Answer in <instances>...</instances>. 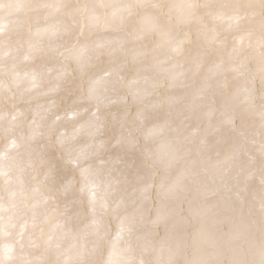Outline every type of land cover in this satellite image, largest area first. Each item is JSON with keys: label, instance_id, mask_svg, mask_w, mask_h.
<instances>
[{"label": "bare ground", "instance_id": "1", "mask_svg": "<svg viewBox=\"0 0 264 264\" xmlns=\"http://www.w3.org/2000/svg\"><path fill=\"white\" fill-rule=\"evenodd\" d=\"M2 2L5 7L0 10V26L3 27V32H0V82L5 87L0 89V117H2L0 119V152H6V156L0 161V166L7 175L0 177V202L6 209L3 213L6 227L4 233L0 234V247L8 244L16 246L13 264H24L17 240L21 226L25 224H27V229L23 255L32 264H58V261L59 264H63L65 259H69L70 264H78L77 253L84 251L85 246L90 250L93 241L96 240V237L90 234L92 230L86 228L91 216L87 209L85 195H69L45 205L41 199L42 195L46 194L45 189L41 187L39 192L32 191L38 186L40 176L32 168L27 167L26 163L32 159L26 149L46 143L39 137L31 144L26 140L30 133L29 121L33 115L37 111L46 115L44 109L52 100H55L58 105L55 111L61 113L69 107L73 95L77 94L75 86L80 83V78L76 72H73L74 79L69 83L56 79L63 64H67L70 70L77 68L75 61H64L56 51L60 45L65 43H74L78 48L83 46L87 49L83 56L85 59L91 58L89 65L84 69L88 75H100L108 68L127 64V70L121 75L125 79H130L136 66L146 67L147 71L142 72L141 77H147V83L141 78L140 83L133 86L139 91L138 104L132 103L127 88L116 82L115 76L100 87L101 89L107 88L108 95L113 98L117 95L127 96L131 113L134 114L138 106L146 110L149 119L144 122L143 129L137 133L141 137V143H143V134L153 124H162L167 119L169 126L162 134H157L154 139L178 138L182 142L180 145L182 151L191 153L186 159L196 160L195 171L199 173V182L207 184L210 188L219 184L220 173L228 167V164H224L219 169H213L211 165L218 160H223L233 140H239V137L227 129H222L220 132L214 131V128L209 126V119L215 126L218 123L219 113L209 118L204 115L207 111L206 107L196 114H191L185 108L186 101L183 98L190 97L204 78L209 76V66L221 62V69L209 79L212 89L217 93L216 108H219L220 93L224 91L225 83L228 92H234L237 88L255 89L253 95L256 97V107L249 111H241L237 119V125H241L246 135L257 142L256 145H246L248 150L256 156V163L248 168V171L255 170L253 179L249 181V191L243 194V202L233 199L226 206L224 192L216 195L208 194L205 197L196 192V185H193L191 180L186 181L189 191L183 206L184 216L187 217L188 223L181 233L184 245L174 257L176 264H185L186 261L200 258H211L209 253L212 249L203 241H210L213 238L227 239L231 235L233 237L232 247L236 250L234 258L245 264L241 250L249 239H255L260 234V214L257 209L261 190L258 179L261 157L257 148L261 140L258 97L262 50L259 40L264 17L261 15L259 0H103L104 7L99 6L102 0H59L64 5L59 11H56L57 0H2ZM189 2H195L198 5L194 10L195 17L198 19L185 22L188 19L186 5ZM127 3L136 5L131 16L120 11ZM155 3H159L160 7H152ZM45 4L50 7H43ZM85 5H87L85 12L74 13L72 11ZM113 11L116 12V26L106 29L102 25L111 17ZM217 14L220 18L214 19L213 17ZM121 16L124 17L122 22ZM153 25L164 26L176 39H183L184 35L188 34L189 42L183 45L180 55L172 52L168 44H163L159 48L155 47L162 38L159 31L153 30ZM66 29L71 31V35L66 34ZM80 29H83L82 33ZM54 32L56 35H53ZM138 36L141 39H137ZM97 45L105 47L97 49ZM153 49H155L154 52ZM59 50L63 51V48ZM113 50L115 54L109 56L107 53ZM97 51H103L105 54L97 58ZM141 52H146L148 55H140L136 61H133V56ZM25 57L28 58L25 59ZM157 60L166 62L157 64ZM197 63L201 65L199 69L196 67ZM233 69L238 70L233 71ZM31 73L37 75L39 86L26 91L30 86V77H26L25 74ZM178 73H184L179 78L183 81V87H169L170 78ZM16 74H18V87L13 83ZM58 83L62 85L60 90L49 95L44 94ZM154 83L163 86L152 87ZM244 95L245 93L241 91L235 101L238 110L247 108V105L240 103ZM87 106V103L81 105V107ZM122 108L120 104H112L106 111L118 112ZM17 112H22L24 115L12 121V115ZM52 118L51 115H47L45 120L37 117L42 130L46 129ZM72 122L69 120L61 123L67 124L70 128ZM10 127L13 131L6 132L5 130ZM197 127L200 129V135L192 137L190 133ZM21 136L25 138L23 141L20 139ZM185 137L188 139L185 140ZM203 137L207 139V147L203 149L201 156H197V151L200 149L199 142ZM13 138L17 139L18 144L22 146L8 151L7 146ZM221 138H223L222 142H218ZM116 154L124 156L127 164L124 167V173L129 180L134 181L137 175H148L150 170L143 164L142 156L138 151L113 149L106 153V155ZM47 156L60 169L62 176L71 175V172L64 169L59 159L60 153L55 146L48 147ZM243 163L247 165V157L244 158ZM183 164L184 162L181 161L169 171L170 179L177 174ZM239 164V161L236 162L237 167ZM204 169L207 171L205 172ZM235 170L234 167L233 174ZM157 172V180H159L163 173L159 169ZM9 178L10 182H8ZM12 192L16 193L14 199L10 195ZM253 196L256 199H253ZM156 201L154 194L153 203L146 207H154ZM189 201L192 202V207L205 211L197 216L191 215L188 212ZM13 203L16 205L15 209L11 208ZM33 204L37 206L33 208ZM65 205H67L65 215L60 216L59 211H64ZM53 208H57L58 211L53 213ZM132 210L130 206L128 211ZM34 213L37 223L44 216L49 217V223L39 225L44 233L48 232L57 219L62 222L66 221L65 227L53 234L52 247L45 245V237L40 234L39 228L32 227ZM9 216L12 217L11 223L15 227H7ZM97 218L101 219L99 215ZM102 223L106 227L107 235L98 242V252L85 257V260L92 261V264L103 262L107 258L111 250L110 242L119 224L115 215L111 213L102 217ZM158 231L160 236L164 235L163 227ZM198 232L201 234L194 240V235ZM33 233H36L38 237L36 247H30L27 244L29 235ZM123 247L124 244L121 242L117 248L118 254L113 257L114 261L119 262L125 255H128L120 254L119 249ZM133 247L134 256L138 260L142 254L141 250L135 242ZM198 248L200 251H197ZM232 256V252L226 251L219 259L227 264ZM155 257L156 253L151 251L144 255L147 261H152ZM163 258H168L167 253ZM251 259L258 264L259 253H255Z\"/></svg>", "mask_w": 264, "mask_h": 264}, {"label": "snow or ice", "instance_id": "2", "mask_svg": "<svg viewBox=\"0 0 264 264\" xmlns=\"http://www.w3.org/2000/svg\"><path fill=\"white\" fill-rule=\"evenodd\" d=\"M261 15L264 17V0H259ZM100 7H104L103 0ZM5 7L2 0H0V10ZM20 7V5H17ZM43 7L48 8L50 5L45 4ZM64 5L57 0L56 11H59ZM95 7V6H94ZM133 3H127L120 9L122 13H127L128 16L133 14ZM152 7L159 8L160 4L155 3ZM198 5L195 2H189L186 5L188 9V19L185 22H190L195 17V9ZM207 7V5H205ZM74 13H82L87 11V5L75 8L72 10ZM209 15H212L209 13ZM214 19L220 18L219 14L213 17ZM121 22L124 17L121 16ZM116 12L113 11L111 17L103 23L104 28H112L116 26ZM170 24V22H169ZM100 26V25H98ZM153 30L159 31L162 38L161 42L156 44V48L162 47L163 44L171 46L172 52L180 55L183 51V45L188 41V34L184 35L183 39H176L172 36L170 30H167L162 25H153ZM81 33L83 29H80ZM0 32H3V27L0 26ZM66 34L71 35L69 29L65 30ZM53 35H56L54 32ZM141 39V37H137ZM214 39V38H213ZM261 48V67H260V90H259V142L257 152L261 157V166L259 169V184L261 186L259 199H258V212L260 214V233L262 241H264V23H262V34L259 40ZM104 45H97V49H103ZM59 48H63L60 51ZM56 49L59 56L63 57L64 61H75L77 64L76 69L70 70L67 64H63L60 72L57 74L56 79L63 83L71 82L73 72H76L80 78V83L75 86L77 94H74L71 104L67 109L61 113H57V102L50 101L47 108L44 109L46 115H42L37 111L33 118L29 121L30 133L26 140L29 144L34 142L37 137L41 138L46 143L38 145L35 148L29 147L26 152L32 159H29L27 167L39 174L38 186L34 188L33 192H39L40 188L45 189L42 195V202L46 205L50 201H55L67 197L69 195L81 194L85 195L87 201V209L91 216L90 222L86 228L91 229V235L96 237L93 241L92 248L89 250L85 246V250L77 253L78 264H92V261L85 260V257L94 255L98 252V242L102 241L106 235L107 230L102 223V217L108 213L115 215L118 220V229L110 242V248L107 258L103 262L97 264H176L174 259L177 252L184 245V238L182 236V229L188 223V219L184 216L183 202L189 191L186 181L191 180L193 185H196V192L199 195L207 197L208 194L216 195L219 192L226 194L225 204L233 199L243 202V194L249 191V181L255 175V170L248 171V168L256 163V156L248 150L246 145H256L255 139H250L246 135V131L241 125H237V119L241 115V111H249L256 107V97L253 95L254 88H237L234 92L227 91V84H224V91L220 93L219 108H216L217 93L212 89L209 79L217 74L221 69V63H216L208 68L209 76H206L200 86L195 89L190 97L185 99V108L191 114H196L199 110L206 108L205 116L211 117L219 113L218 123L213 126L211 119H209V126L214 128V131L220 132L222 129H227L229 132L236 133L239 140H233L228 152L225 154L223 160H218L211 165L213 169H219L222 165L228 164L220 173L219 184L216 187H209L207 184H201L198 180L199 173L195 171L196 160H187L186 157L191 153L190 151H182L180 145L181 141L178 138L169 140L161 137L155 140L157 134H162L164 129L169 126V121L165 119L163 123L153 124L146 133L143 134V143L141 137L137 135L143 129L144 122L149 119L146 110L143 107H137L135 113L129 110V101L127 96L117 95L115 98L108 95V89H101V85L105 82L112 80L113 76L116 77V82L128 90V94L132 98L133 104L139 102V91L133 86L140 83L141 78L147 83V77H141V73L147 71L144 66H136L133 70V75L130 79H125L121 73L127 70V64H122L117 67H111L103 71L100 75H88L84 70L90 63L91 58L85 59L83 53L87 49L83 46L77 47L76 44L60 45ZM155 49H153V52ZM236 51V49H233ZM103 51H97V58L104 55ZM109 56L115 54V50L107 53ZM140 55H148L146 52L137 53L133 56V61H136ZM28 57H25L27 59ZM155 59V56L153 57ZM166 61L157 60V64H163ZM196 67L199 69L201 65L197 63ZM238 69H233L237 71ZM184 73L173 75L170 79L169 87H183V81L179 80ZM29 79V88L26 91H31L37 88L38 78L35 73L25 74ZM85 77H87L85 79ZM179 81V82H178ZM18 84V74L13 81ZM58 83L50 88L45 95L57 92L61 88ZM162 84L154 83L152 87H162ZM5 86L0 82V89ZM245 93L244 99L241 104L247 105V108L238 110L235 104L240 92ZM11 99V97H10ZM87 103V107H81ZM112 104H120L123 106L121 111L107 112L106 110ZM155 107V106H153ZM94 109V110H93ZM24 113L17 112L12 115V121H16L18 116H23ZM47 115L53 118L47 124L46 129L42 130V125L38 123L37 117L40 120L47 119ZM2 119V117H0ZM72 120L71 127L67 124H62V121ZM11 133L13 129L10 127L5 130ZM192 137L200 135L199 127L192 130L190 133ZM107 137V138H105ZM21 141L25 138L20 137ZM188 137H185L187 140ZM223 138L218 140L222 142ZM200 149L197 151V156L202 155L203 149L207 147V139L203 137L200 139ZM17 139L13 138L9 141L7 150L16 149L21 147ZM50 146H55L59 151V159L62 161L64 169L71 172V175L62 176L60 169L50 160L47 156V149ZM113 149H121L124 151H138L145 162L144 165L150 170L148 175H137L133 180L124 173V167L127 166L123 155H106ZM6 152H0V161L4 160ZM247 157V165L243 163L244 158ZM184 162L183 166L179 168L177 174L169 178V171L176 165ZM240 162L236 166V162ZM231 162V163H229ZM191 165V167H190ZM236 168L233 174V169ZM157 169L163 173L160 179L157 180ZM206 172L207 169H204ZM7 173L0 166V177L6 176ZM10 182V178L9 181ZM215 183V181H214ZM157 198L154 207L148 208L146 205L153 203V195ZM14 199L15 192L10 193ZM23 196V192H21ZM253 199H256L253 196ZM37 205L33 204V208ZM132 211H128L129 207ZM12 209L16 208L13 203ZM67 205L64 211H59L60 216L65 215ZM6 211L5 206L0 202V234L4 233L6 227L4 223L3 213ZM58 211L53 208V213ZM204 209L192 207V202L189 201L188 212L197 216L204 212ZM98 215L101 219H98ZM12 217H8L7 227H15L11 223ZM49 223V217L44 216L39 223H37L36 214H33L32 227L39 228L40 234L45 237L44 243L48 247H52L53 234L58 229L65 227L66 221H57L52 224L47 233H44L40 224ZM163 227L164 235L160 236L159 229ZM27 224L21 226L18 233L17 244L24 264H32L30 260L24 256L25 249V231ZM88 234V233H85ZM201 233L194 235V240ZM36 233L29 235L27 244L30 247H36L37 243ZM123 242L124 247L119 249L120 254L125 255L119 262L114 261L113 257L116 256L118 245ZM139 246L141 256L137 260L134 256L133 243ZM207 243L212 251L209 253L211 258H200L195 260L186 261L185 264H224V261L219 257L226 251L232 252L233 256L227 261V264H242L241 261L235 259L236 250L232 247L233 237L228 236L227 239L217 240L215 238L210 241H203ZM59 248V245H56ZM156 253V257L152 261L144 259V255L149 252ZM197 251H200L198 248ZM167 253V259H164V254ZM16 255V246L12 244L0 247V264H13ZM59 255V253H58ZM59 264V261H58ZM63 264H70L69 259H65ZM259 264H264V242H262L260 250Z\"/></svg>", "mask_w": 264, "mask_h": 264}, {"label": "clouds", "instance_id": "3", "mask_svg": "<svg viewBox=\"0 0 264 264\" xmlns=\"http://www.w3.org/2000/svg\"><path fill=\"white\" fill-rule=\"evenodd\" d=\"M142 162L143 164L145 163L143 161V158H142ZM262 242L264 241H262L261 233L257 238L248 240L246 246L241 250L242 254L244 255L245 264H256V262L253 259H251V257H253L257 252L259 253V260H260V250H261ZM259 260H258V264H259Z\"/></svg>", "mask_w": 264, "mask_h": 264}]
</instances>
